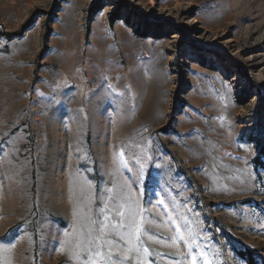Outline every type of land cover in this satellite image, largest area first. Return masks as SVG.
<instances>
[{"label": "rangeland", "instance_id": "rangeland-1", "mask_svg": "<svg viewBox=\"0 0 264 264\" xmlns=\"http://www.w3.org/2000/svg\"><path fill=\"white\" fill-rule=\"evenodd\" d=\"M252 86L264 0H0V264L264 261Z\"/></svg>", "mask_w": 264, "mask_h": 264}, {"label": "trees", "instance_id": "trees-1", "mask_svg": "<svg viewBox=\"0 0 264 264\" xmlns=\"http://www.w3.org/2000/svg\"><path fill=\"white\" fill-rule=\"evenodd\" d=\"M116 7H118V11L116 12V15L111 17V24H114L115 21H117L120 17V12L119 10L123 9L124 12H130L131 9L127 7V5H124L122 3H118L116 4ZM98 9H100L99 7L96 8V11H98ZM95 11V10H94ZM122 12V11H121ZM132 16L133 18H135L136 20L139 21V23L141 24L142 29L144 30L143 35H145L146 37H149L151 35L154 36H158L161 35L163 32H168V28L170 30L174 29L172 27H168L164 29V26L161 25L160 23H155V22H151V21H146L145 17L138 14L137 12H135V10H132ZM128 23V20H127ZM24 28L17 34H14L10 37H21L24 33ZM178 34L181 36H184L183 32H181L180 30H177ZM180 44H184V47H190V43L189 42H182ZM237 69V68H234ZM251 88H256L257 91L259 92V94L261 95V101H260V108H259V112L264 111V88H262L263 90L259 89L258 86H252ZM262 159H264V151L260 153V155L254 160V165H255V169H258L259 167L264 168V163L262 162ZM237 256L244 260L247 264H264V261L261 260L260 258H258L252 251L250 250H237Z\"/></svg>", "mask_w": 264, "mask_h": 264}]
</instances>
